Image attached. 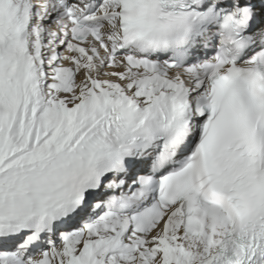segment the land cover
Segmentation results:
<instances>
[{
	"label": "snow or ice",
	"instance_id": "snow-or-ice-1",
	"mask_svg": "<svg viewBox=\"0 0 264 264\" xmlns=\"http://www.w3.org/2000/svg\"><path fill=\"white\" fill-rule=\"evenodd\" d=\"M0 264H264V0H0Z\"/></svg>",
	"mask_w": 264,
	"mask_h": 264
}]
</instances>
